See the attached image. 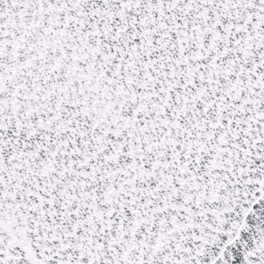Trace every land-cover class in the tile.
<instances>
[{"label": "snow or ice", "instance_id": "obj_1", "mask_svg": "<svg viewBox=\"0 0 264 264\" xmlns=\"http://www.w3.org/2000/svg\"><path fill=\"white\" fill-rule=\"evenodd\" d=\"M0 264H264V0H0Z\"/></svg>", "mask_w": 264, "mask_h": 264}]
</instances>
